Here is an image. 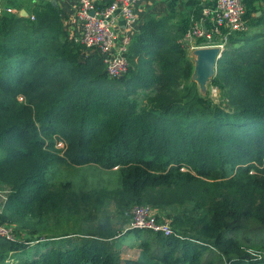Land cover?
Listing matches in <instances>:
<instances>
[{"label":"trees","instance_id":"16d2710c","mask_svg":"<svg viewBox=\"0 0 264 264\" xmlns=\"http://www.w3.org/2000/svg\"><path fill=\"white\" fill-rule=\"evenodd\" d=\"M258 1L243 0L247 30L227 36L216 63L210 86L222 103L192 79L183 44L191 17L149 18L131 38L126 75L110 79L100 56L67 38L51 3L22 7L27 17L5 3L0 224L16 239H0V263L12 253L13 264H264V162L254 166L264 160V35H250L262 22L252 17ZM61 163L98 167L114 186L73 193L53 177ZM69 204L91 222V211L112 204L121 229L104 216L76 241H39ZM136 205L171 210L172 234L127 230ZM123 243L136 260L121 258Z\"/></svg>","mask_w":264,"mask_h":264},{"label":"built area","instance_id":"2783aa9c","mask_svg":"<svg viewBox=\"0 0 264 264\" xmlns=\"http://www.w3.org/2000/svg\"><path fill=\"white\" fill-rule=\"evenodd\" d=\"M140 0H106L98 8L93 0H77L76 17L80 24V35L73 40L83 47L87 54H97L110 79H120L128 71L126 57L131 36L119 40L113 26L121 22L128 34L135 30L137 19L134 6ZM2 10L0 9V12ZM11 13L10 9H6ZM246 7L243 0H217L214 6L203 8L199 17L191 19L183 44L190 50L217 48L222 51L227 36L234 32L247 30ZM211 20L212 31H205L204 23ZM201 40L200 43H197ZM127 230H149L170 236L169 221L156 218L154 211L147 206H134L131 209ZM0 239L14 241L13 227L0 224Z\"/></svg>","mask_w":264,"mask_h":264},{"label":"rangeland","instance_id":"374dc122","mask_svg":"<svg viewBox=\"0 0 264 264\" xmlns=\"http://www.w3.org/2000/svg\"><path fill=\"white\" fill-rule=\"evenodd\" d=\"M30 18L31 20L34 19L33 16H31ZM194 51L195 50L187 49L188 56L194 64L192 79L196 83L200 95H202L203 97H209L215 103H222L221 101L222 98L219 97L218 90L210 86V81L215 71L213 74L208 75L207 78L204 80L200 78L199 74L196 71L197 56L194 55ZM56 149L63 151L65 149L64 143L62 142V144H57ZM263 162L264 160L261 161V163L256 161L254 166L262 167L261 164ZM218 168L225 169L226 171L232 170V168L229 167L228 165H220L218 166ZM53 170H54L53 172H55L53 177L56 178V180L59 183L61 182L68 183L69 186L67 187V189H71L73 193H77L80 190V193L82 191L86 195L92 192L103 194V191L111 190L114 186V184L111 181L106 179L107 177L112 178V176L109 174L106 175L98 174V170H100V168L98 167L74 166V168L72 167L66 168L61 163L59 165L55 164V168ZM6 194H7V188L0 185V207L2 205V202H4L5 200ZM71 208H72L71 204L67 205L66 211L64 213L59 214V218H57L56 221L49 223L48 227H46V229L43 231L46 235H43L41 237L42 239H39V241L61 240V239H65L64 236H70V235H72L71 236L72 240L76 241L78 234H80L84 230L86 231L88 229L89 230L95 229L97 227L99 219H102L104 216L105 218H108L107 223L108 226H110L111 230H120L123 224L121 219L122 216L120 217L117 214V211L112 204H109L106 207H102L98 211L95 210L91 211L92 214L91 216H95L94 222L90 221V218L87 215L88 212H86V215H84V213L77 214L70 211ZM169 213H171V210H166L164 212L156 211L154 212V215L159 216L158 220L168 222L169 219L167 214ZM4 225H8V224H4ZM130 238L131 237L127 238V241L131 240ZM120 249H121L122 259H131V260L137 259L138 257L137 250L135 249L131 250L132 248H126L125 244L122 245ZM13 256L14 254L7 253V259H5L4 262H1L0 264H13L12 261L14 260V258H12Z\"/></svg>","mask_w":264,"mask_h":264},{"label":"crops","instance_id":"0c3cea01","mask_svg":"<svg viewBox=\"0 0 264 264\" xmlns=\"http://www.w3.org/2000/svg\"><path fill=\"white\" fill-rule=\"evenodd\" d=\"M217 0H140L134 6V13L137 19L135 30L128 34L127 30L123 27L121 22H117L113 29L118 35L119 40L126 36L133 38L138 34L139 27L144 24L149 18L156 20L165 18L167 16H174L171 23L176 24L180 20L191 17H199L203 8L212 7ZM14 2L22 5L16 9L9 7L11 13L19 14L20 16L27 17L28 12L22 7H28L36 3H51L60 12V20L69 40H75L80 35V24L76 17L77 0H0V9L3 10L5 3ZM98 8L103 7L106 4V0H93ZM257 11L252 13L253 18H262L260 25L252 27L250 29V35H264V2L258 1L255 3ZM205 31H212V23L210 19H207L204 23ZM134 250V249H131Z\"/></svg>","mask_w":264,"mask_h":264},{"label":"water","instance_id":"95a60500","mask_svg":"<svg viewBox=\"0 0 264 264\" xmlns=\"http://www.w3.org/2000/svg\"><path fill=\"white\" fill-rule=\"evenodd\" d=\"M197 56L196 71L203 80L215 71L216 63L222 55L217 48L197 49L194 51Z\"/></svg>","mask_w":264,"mask_h":264}]
</instances>
